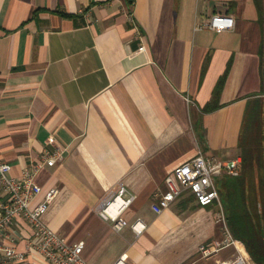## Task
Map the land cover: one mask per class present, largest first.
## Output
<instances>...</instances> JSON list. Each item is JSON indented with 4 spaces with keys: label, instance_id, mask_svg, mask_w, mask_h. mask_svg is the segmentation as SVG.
<instances>
[{
    "label": "crops",
    "instance_id": "crops-1",
    "mask_svg": "<svg viewBox=\"0 0 264 264\" xmlns=\"http://www.w3.org/2000/svg\"><path fill=\"white\" fill-rule=\"evenodd\" d=\"M216 14L235 27L194 30ZM263 47L254 0H0V161L14 177L42 163L32 205L57 189L43 221L68 244L84 242L87 264L231 259L233 247L199 253L225 237L220 205L200 206L189 190L161 214L152 205L198 150L224 161L257 150ZM119 184L135 199L117 232L95 209ZM138 219L140 235L130 226ZM12 233L24 251L33 232L23 218Z\"/></svg>",
    "mask_w": 264,
    "mask_h": 264
},
{
    "label": "built area",
    "instance_id": "built-area-1",
    "mask_svg": "<svg viewBox=\"0 0 264 264\" xmlns=\"http://www.w3.org/2000/svg\"><path fill=\"white\" fill-rule=\"evenodd\" d=\"M235 27V19L229 14H216L201 23H196L195 31L211 30L217 33L231 30ZM140 47L139 51H143ZM61 159V153L46 154L44 160L48 166H53ZM42 163L31 170H25L20 177H14L11 166L0 161V264H25L33 256H38L47 264H87L82 258L84 242L68 244L56 231L49 228L43 221L50 203L57 194V189L50 190L44 199L32 205L34 199L41 194V187L34 181L35 175ZM242 171V159L224 161L214 156H205L201 150L190 161L180 164L166 177L167 191L158 195V200L152 205L156 214H161L185 191L192 192L200 206H209L213 202L220 203V193L216 179L221 175L239 177ZM135 195L119 184L102 198L95 209L104 221L111 223L112 228L120 232L129 224L124 217L130 208ZM222 208V207H221ZM23 218L32 230V236L27 240L25 250L17 249V238L12 233V226L17 218ZM219 219L224 222L225 237L214 240L199 247L202 258L208 259L218 255L226 248L233 247L237 255L218 264H244L245 248L234 239L225 221L221 209ZM132 230L142 234L146 224L138 219L131 225ZM116 264H125L119 260Z\"/></svg>",
    "mask_w": 264,
    "mask_h": 264
},
{
    "label": "trees",
    "instance_id": "trees-1",
    "mask_svg": "<svg viewBox=\"0 0 264 264\" xmlns=\"http://www.w3.org/2000/svg\"><path fill=\"white\" fill-rule=\"evenodd\" d=\"M256 7L259 12V19L264 25V0H254ZM261 59L264 66V47L261 53ZM262 123L264 117L262 116ZM261 123V125H262ZM262 128V126H261ZM258 132V136L263 137V130ZM261 133V134H260ZM264 155V139H259V147L257 150L244 156L242 160V165L244 164L243 173H251L253 177V185H258L260 183V175L258 168V157ZM264 157V156H263ZM242 173V174H243ZM241 174V175H242ZM240 175V176H241ZM239 176V177H240ZM246 191L244 194V206L245 212H240L236 209L235 204L230 203L227 205V224L230 228V232L235 240L243 244L247 250L249 256L255 264H264V209L263 203L260 201V207L258 204V198H256L255 211L250 207L249 202H247V195L249 193V179L247 180ZM259 187V185H258ZM257 197V196H256ZM232 207V208H231ZM234 210V213L233 211Z\"/></svg>",
    "mask_w": 264,
    "mask_h": 264
},
{
    "label": "rangeland",
    "instance_id": "rangeland-1",
    "mask_svg": "<svg viewBox=\"0 0 264 264\" xmlns=\"http://www.w3.org/2000/svg\"><path fill=\"white\" fill-rule=\"evenodd\" d=\"M264 156V155H263ZM258 157V168H259V175H260V183L258 185H253V177L251 173H243L240 177H231L228 175H221L216 179L217 188L220 193V203L222 210L225 214V220L227 223V205L229 206L230 203L235 204L236 209L240 210V212H245L244 206V194L246 191L247 180L249 179V193L247 195V202L250 204L251 209L253 212L255 211V203L256 198H258V204L260 207V201L263 203L264 209V157ZM257 196V197H256ZM209 208H212L216 213L219 211V204L217 201L213 202ZM232 208V207H231ZM234 213V210H232ZM228 226V224H227ZM230 231V228L228 226ZM240 243V242H239Z\"/></svg>",
    "mask_w": 264,
    "mask_h": 264
}]
</instances>
